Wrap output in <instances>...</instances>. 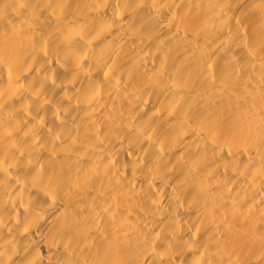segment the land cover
I'll return each instance as SVG.
<instances>
[{"label":"bare ground","instance_id":"obj_1","mask_svg":"<svg viewBox=\"0 0 264 264\" xmlns=\"http://www.w3.org/2000/svg\"><path fill=\"white\" fill-rule=\"evenodd\" d=\"M0 264H264V0H0Z\"/></svg>","mask_w":264,"mask_h":264}]
</instances>
